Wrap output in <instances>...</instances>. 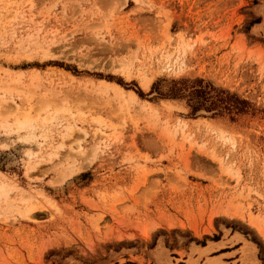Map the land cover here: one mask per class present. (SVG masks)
<instances>
[{"label": "rangeland", "instance_id": "374dc122", "mask_svg": "<svg viewBox=\"0 0 264 264\" xmlns=\"http://www.w3.org/2000/svg\"><path fill=\"white\" fill-rule=\"evenodd\" d=\"M1 183L0 264H264V0H0Z\"/></svg>", "mask_w": 264, "mask_h": 264}, {"label": "bare ground", "instance_id": "6f19581e", "mask_svg": "<svg viewBox=\"0 0 264 264\" xmlns=\"http://www.w3.org/2000/svg\"><path fill=\"white\" fill-rule=\"evenodd\" d=\"M114 87L118 91L121 90V87L117 83H115ZM14 125H16L17 127H34V126H36L34 124L33 116H31L29 114L24 116L23 118L16 119L15 122H14ZM1 126L4 127V125H1ZM3 194H4V186L1 183L0 184V196L3 195ZM250 224L253 225L259 232H261V233L263 232L262 226H261L260 223H258V222H250Z\"/></svg>", "mask_w": 264, "mask_h": 264}]
</instances>
